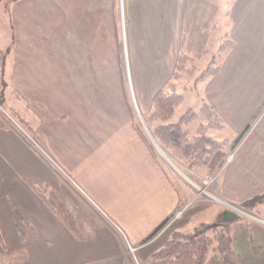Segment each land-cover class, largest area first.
<instances>
[{
    "label": "crops",
    "instance_id": "obj_1",
    "mask_svg": "<svg viewBox=\"0 0 264 264\" xmlns=\"http://www.w3.org/2000/svg\"><path fill=\"white\" fill-rule=\"evenodd\" d=\"M224 35L233 46L198 92L232 133L247 128L218 179L219 197L237 203L264 193V0H0V102L27 122L46 159L0 128V213L15 231L6 244L0 237L5 264L4 251L18 248V264H165L149 254L171 230L209 209L221 215L213 201L145 240L187 193L136 119L180 52L202 67ZM62 178L92 206L72 225L79 235L31 186ZM232 222L239 264H264V218L250 224L257 253L245 224Z\"/></svg>",
    "mask_w": 264,
    "mask_h": 264
},
{
    "label": "trees",
    "instance_id": "obj_2",
    "mask_svg": "<svg viewBox=\"0 0 264 264\" xmlns=\"http://www.w3.org/2000/svg\"><path fill=\"white\" fill-rule=\"evenodd\" d=\"M233 46V41L223 36L215 53L211 54L210 62L202 69L196 71L193 83L205 80L213 75L219 68L224 53ZM191 59L183 52L177 56L174 70L166 86L158 89L152 97L151 110L148 119L153 121L150 132L158 145L169 155L182 162L193 171L212 170L220 167L221 162L213 163L214 156L220 151L221 142L215 140L206 133L208 128H222V119L212 110L207 102L202 101L198 111L187 108L176 119L172 116L176 106L182 101L183 95L176 92L180 84L183 71L194 70ZM183 88L189 85L182 83ZM191 86L190 88H195ZM197 88V87H196ZM0 102V128L14 130L21 139L31 147L42 159L46 160L42 153L34 146L30 134V126L15 112L6 110ZM201 116L193 133H190V123L194 117ZM247 128L236 138L237 143ZM55 172L59 173L57 169ZM57 188H47L43 183H34L31 186L50 208L51 212L61 220L71 233L79 235L73 226L81 223L80 218L91 212L92 206L65 178ZM64 183V184H63ZM62 202L57 204V202ZM264 202V193L245 198L235 205L244 210L252 211L260 203ZM91 207V208H90ZM96 218L104 220L103 216L93 208ZM170 218V217H169ZM165 219L158 225L145 240L155 235L169 220ZM70 220H73L70 222ZM232 221L218 220L200 222L189 231L173 230L164 242L149 254L151 261H163L165 264H207L213 257L221 264H239L241 255L233 247ZM247 237L251 250L258 252L259 246L253 242L250 232V223L244 220ZM73 225V226H72ZM9 258L8 264H18L24 254L22 249L4 251ZM15 256L11 259V256ZM129 260L132 258L128 257Z\"/></svg>",
    "mask_w": 264,
    "mask_h": 264
},
{
    "label": "rangeland",
    "instance_id": "obj_3",
    "mask_svg": "<svg viewBox=\"0 0 264 264\" xmlns=\"http://www.w3.org/2000/svg\"><path fill=\"white\" fill-rule=\"evenodd\" d=\"M6 1L8 2L9 0H6ZM226 37L229 38L228 36H226ZM227 51L224 53V55L227 53ZM190 59H191V57H190ZM210 59H211V56H210ZM210 59H209L208 63L210 62ZM190 63H191V65H193L194 70L191 72L183 71L180 84L176 88V92L181 93L183 95V99L176 106L175 113L172 116L173 119H176L178 117V115L180 113L184 112L188 107L192 108L195 112L198 111V109L201 105V102H202L200 93L198 92V89L201 87L202 82L204 80H200L196 84H194L193 81H194V77L196 75V71L204 68L208 63L202 67H196L195 64L193 63L192 59H191ZM125 77H126V82H128V84H129V73H128L127 67H125ZM170 77H171V75H170ZM170 77L165 81V83L160 88H163L166 86L165 84L170 79ZM182 83L189 85V88H183ZM195 85L197 88L196 87L190 88L191 86H195ZM127 87H128V85H127ZM160 88H158V89H160ZM158 89H156L153 92L152 97ZM151 105H152V98H151ZM263 105H264V102H263ZM4 108L7 111L9 110L6 107H4ZM149 113L143 118L137 117V119H136L137 124L139 125V127L141 128L143 133L145 134L146 139H147V141H149L151 147L163 159V161L166 163L167 167L170 169V171L174 175L176 181L182 186V189L185 190V192L187 193L186 194L187 197L185 198V201L183 202V204L180 206V208H178L174 211L173 215L167 221L168 224L167 223L166 224L169 227H171L172 225H175V223L185 219L187 217L188 213H191L192 211H195V210H197L199 208H203V207L205 209H209V207H210L209 204L213 201H217L218 203L223 205V206H221L222 212L225 209H230V210H233L234 212L238 213L240 215V217L237 220L241 221L242 223H244V220H246L251 224L253 221H261L264 218V206L259 207V208L257 206L252 211H247V210H244L241 207L235 205V203H229L227 201L222 200L219 197V195L217 194L219 174L221 172V169L229 161H231L233 159V156L235 153L234 150L236 148V145L240 141L239 140L237 143H235V140L241 132L232 133L228 128L225 127L223 120H222V122H223L224 126L222 128H208L206 130V133L208 135H210L212 138H214L215 140L221 142L220 151L217 154H215V156L213 158L214 159L213 163H216V161H220L221 165L215 171H212V170L193 171L190 168H188L187 166H185L182 162H180L176 158H174L171 155H169L168 153H166L158 145V143L156 142V140L154 139V137L152 136V134L150 132V128L153 125V123H151V122H153V121L148 119ZM202 120L203 119L201 116L194 117V119L191 120V123L189 124L190 125L189 126L190 127L189 128L190 133L194 132L198 123ZM31 134L32 133L30 131V134H29L30 137H31ZM228 155H231V159L227 161ZM204 210H202V211H204ZM222 212H221L220 216H216L214 218H211V217H213L212 210L209 209L207 211H204L203 214L200 215V216H202V217H200V219L202 220L200 222H209V221H212V219L215 221V220H218V217L222 220ZM16 213L19 214L18 212H16ZM5 214L14 216L13 213H5ZM0 219L2 221V222H0V237L3 241V244H6L7 240L10 238L11 233H13L15 231L13 228H11L7 225L6 217L4 214L0 213ZM8 220H10L11 223L13 222L11 220V218H9ZM191 220H188L189 224L187 222V226L188 225L191 226V224H194V225L198 224L197 223L198 219L192 221V223H191ZM23 223H24L23 220H21V225H19V227L17 228V232L22 230L21 226H23ZM193 226H192V228H193ZM192 228L187 227V228H181V229H183V231H189ZM173 230H177V229H173ZM173 230H171V231H173ZM129 252H130V250H129ZM130 253H131L130 255L132 257H135L136 250L131 251ZM133 261H134V258H133ZM5 262H6V259L4 258L3 255L0 254V264H5Z\"/></svg>",
    "mask_w": 264,
    "mask_h": 264
},
{
    "label": "water",
    "instance_id": "obj_4",
    "mask_svg": "<svg viewBox=\"0 0 264 264\" xmlns=\"http://www.w3.org/2000/svg\"><path fill=\"white\" fill-rule=\"evenodd\" d=\"M240 215L233 210L225 209L222 212V219L225 221H234L239 219Z\"/></svg>",
    "mask_w": 264,
    "mask_h": 264
},
{
    "label": "built area",
    "instance_id": "obj_5",
    "mask_svg": "<svg viewBox=\"0 0 264 264\" xmlns=\"http://www.w3.org/2000/svg\"><path fill=\"white\" fill-rule=\"evenodd\" d=\"M230 159H231V155H228L227 161L230 160ZM134 250H135V248H132V247L130 248V251H134Z\"/></svg>",
    "mask_w": 264,
    "mask_h": 264
}]
</instances>
